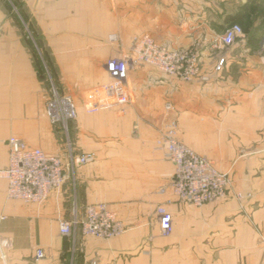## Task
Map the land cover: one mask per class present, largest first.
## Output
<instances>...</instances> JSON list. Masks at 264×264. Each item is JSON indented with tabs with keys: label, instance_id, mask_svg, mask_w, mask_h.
I'll return each mask as SVG.
<instances>
[{
	"label": "crops",
	"instance_id": "1",
	"mask_svg": "<svg viewBox=\"0 0 264 264\" xmlns=\"http://www.w3.org/2000/svg\"><path fill=\"white\" fill-rule=\"evenodd\" d=\"M16 6L31 31L0 16V171L8 166L11 136L66 154V136L46 113L52 82L78 106L69 122L75 154L96 159L78 166L41 204L8 199L0 176V237L12 242L0 264H264V0H18ZM232 23L244 36L224 45ZM145 34L173 49H194L207 79L185 81L140 64L129 74L127 105L88 112L87 94L110 80L106 62ZM173 119L183 142L229 175L224 198L197 206L175 195V166L157 143ZM98 203L123 222L122 235L61 233L60 220L82 217ZM160 205L173 216L169 236L160 232ZM38 248L45 256L36 260Z\"/></svg>",
	"mask_w": 264,
	"mask_h": 264
},
{
	"label": "built area",
	"instance_id": "2",
	"mask_svg": "<svg viewBox=\"0 0 264 264\" xmlns=\"http://www.w3.org/2000/svg\"><path fill=\"white\" fill-rule=\"evenodd\" d=\"M243 36V27L239 23H232L221 36V43L231 45ZM112 38L116 39V36L113 35ZM223 63L222 59L218 68ZM140 64L153 65L165 74L185 81L198 77L207 79L201 73L199 54L194 49H173L145 34L134 38L126 54L106 62L110 80L87 94L89 100L86 110L96 112L106 108H123L127 105L130 102L127 86L129 74ZM50 93L46 113L52 124L60 126L66 136V154L48 153L41 148L29 146L21 137L11 136L8 139V166L0 171V176L8 182L7 198L10 200L41 204L52 192L60 190L66 181L74 176L78 166L89 164L96 159L95 154L91 152L76 155L69 140V122L75 120L79 114L74 98L61 93L53 82ZM171 109L172 105L166 104V110ZM157 143L175 166L171 187L180 201L201 206L226 196L230 184L229 175L220 171L213 161L199 155L183 142L175 119L165 126ZM161 191L164 192L165 188ZM157 214L161 235L169 236L173 231L172 213L165 205H160ZM0 218L5 219V216ZM78 229L85 236L107 240L122 235L125 232V225L117 219L115 212L106 203H98L86 206L82 217L74 216L69 220H60L62 234H75ZM11 247L12 242L9 239L0 237V253L3 260L6 259L5 249ZM44 256V250L38 248L36 260Z\"/></svg>",
	"mask_w": 264,
	"mask_h": 264
},
{
	"label": "rangeland",
	"instance_id": "3",
	"mask_svg": "<svg viewBox=\"0 0 264 264\" xmlns=\"http://www.w3.org/2000/svg\"><path fill=\"white\" fill-rule=\"evenodd\" d=\"M18 0H0V16L7 15L8 18H12V24L17 26L22 32L28 35L31 29L29 28L26 12L22 10L19 6H16ZM4 23L3 20H0V27Z\"/></svg>",
	"mask_w": 264,
	"mask_h": 264
},
{
	"label": "trees",
	"instance_id": "4",
	"mask_svg": "<svg viewBox=\"0 0 264 264\" xmlns=\"http://www.w3.org/2000/svg\"><path fill=\"white\" fill-rule=\"evenodd\" d=\"M42 73H43V74H45L46 72H45V71H43ZM45 75H46V74H45Z\"/></svg>",
	"mask_w": 264,
	"mask_h": 264
}]
</instances>
